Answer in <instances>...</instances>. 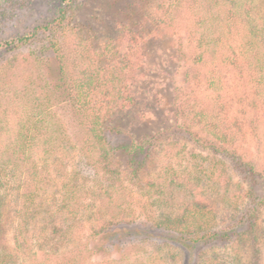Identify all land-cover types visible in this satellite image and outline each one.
Listing matches in <instances>:
<instances>
[{
  "label": "rangeland",
  "instance_id": "1",
  "mask_svg": "<svg viewBox=\"0 0 264 264\" xmlns=\"http://www.w3.org/2000/svg\"><path fill=\"white\" fill-rule=\"evenodd\" d=\"M63 1L28 0L0 24V264H200L206 257L242 264L247 253L253 262L255 243L264 264V210L248 214L254 198L264 197V70L241 57L236 66L224 60L246 51L251 29L264 52V0H69L67 19L57 24ZM125 25L138 33V45L126 38L129 60L116 75L137 101L109 121V141L91 137L94 151H83L86 129L53 105L46 133L32 128V146L24 148L28 117L38 109L33 97H43L55 64L41 62L40 50L56 44L70 66L79 60L78 43L98 47ZM36 29L33 41L6 50V41ZM218 129L238 131L234 147L224 140L236 158L220 155L223 163L212 157ZM132 144L144 152H127ZM204 189L215 203L223 196L218 219L235 228L231 238L192 256L162 230L148 239L122 232L176 219ZM103 227L104 238L97 234Z\"/></svg>",
  "mask_w": 264,
  "mask_h": 264
},
{
  "label": "trees",
  "instance_id": "2",
  "mask_svg": "<svg viewBox=\"0 0 264 264\" xmlns=\"http://www.w3.org/2000/svg\"><path fill=\"white\" fill-rule=\"evenodd\" d=\"M27 1L28 0H0V24L16 14L21 7L26 6ZM63 2L65 3V6H62L58 12V16L55 21L57 24H63L68 16V5L71 2H69V0H64ZM54 27V25L52 27L47 26L44 27V29L52 31ZM248 33V38L245 39L244 44L246 51L242 55L237 52L233 54L232 57L231 55H227L224 57V60L229 62L231 66H236L238 65V61L241 57L247 61V64L249 63V67L256 66L264 70V65L258 64L259 62L263 63L262 61L264 58V52L262 51V45L259 41L255 40V36L258 37L261 35L257 32L253 33V29H251V31ZM37 34L38 30L36 29L32 34L12 39V41H6L4 46L7 48L6 50H16L28 41H33ZM137 34L138 33L136 32L134 35L133 31L129 29V27L127 28L125 25L116 39H109L107 42L103 44L101 43V45L98 47L80 42L76 47V51L79 52V60L75 59L71 61L70 66L64 62V54L60 53V49H58L56 44L51 43L50 46L42 48L37 56L40 57L42 53H44L45 57L41 62L44 63L50 59H54L53 62H55V64L52 65L49 63V75L47 77L49 79L46 81L44 86L41 85V88L44 89L42 93L43 97H33V106L35 108L37 107L38 109H36L34 113L28 117V121L31 125L29 127H25L26 139L23 141L22 146L24 148H30L32 146L31 136L33 135V129L39 134L44 135L46 133L47 123L44 115L53 108V105L63 106V108L66 107L74 120H76L80 126L86 129L87 142H85L82 146L83 151L85 149L90 152L94 151V147L96 146V144H94L95 142L99 144H106L107 141H109L105 138L106 131H109V121H111L118 110L132 107L137 101L132 94H129L126 91V85H122V79L119 77V75H116L118 70L124 68V66H121L119 63L125 62L124 64L126 66V63L129 60V54L123 51V48L126 44V38L131 36V43L133 45L135 44L136 46L138 45V38L136 37ZM144 40L145 37L141 36V45L144 43ZM132 44L129 46L130 50H132V47H134ZM139 48L140 46H138V49ZM92 56H98V58L105 56L107 60L105 64L96 65V61L91 60ZM85 61H87V63H85ZM115 62H117L118 65ZM93 64L96 66L94 67ZM40 80H44L41 75ZM253 102H255L254 105L258 106L259 97H255ZM218 132L219 141L221 143L219 147L214 145L215 150L214 156H212L213 161L223 163V161L219 159L220 155L222 156L223 154L230 153L233 155L232 157L236 158L235 150L232 149L231 151H228V146L225 144L224 140L231 137L229 141L231 146L234 147L237 143L238 131L233 130L230 134L228 133V130L224 131L218 129ZM91 137L94 138V143L91 141ZM49 144L52 145L51 141H44L43 143V145ZM221 147L222 149H220ZM110 149L114 151L118 148H116V146H111ZM125 150L134 154V156L138 155L140 152H144V148L141 147V145L137 146L135 144L128 146L125 148ZM105 156L107 158L106 154ZM22 160L24 162L26 161V158L24 157ZM96 162L100 164L99 160ZM240 166L245 167L246 164L240 162ZM251 173H254L253 166L251 168ZM36 176L37 174H33L30 183L28 181V190L26 189L24 192V197L27 196L26 194H29L31 186H33V180H35ZM27 197H29V195ZM215 198V194L213 195L212 193H208L204 189L203 192L200 193L199 198L196 200H188L189 203L184 208V212L176 219L172 218V216H168L163 223H157L153 227H149L144 230H138V228H128L123 229L122 232L128 235L134 234L136 238L142 236L143 238L148 239L151 237V235L162 230V235L164 236L167 232L169 235L171 234L172 236L174 235L178 237L179 239L175 238V240H178L177 242H179L181 247H187L190 254L193 256L197 247L205 248L206 246L217 242L220 237L221 239H226L231 238V236L235 234V228L231 225L227 227L226 230L225 228H222L223 223L219 221L218 217L220 214L219 205L223 204L224 200L223 196H221L222 200L218 203H215ZM232 203L233 205L231 208L234 210L238 207L236 197L235 201L233 199ZM252 204L253 205L248 214L251 215V217L255 213L261 214L262 210H264V197L261 199L254 198ZM107 232L108 227H103L97 232V234L104 238L106 237ZM243 233L246 234L247 232ZM254 246L255 247H253L252 251L253 262L248 259L249 253H247L244 255V257H241V259L246 258V261H244L242 264H260L259 256L261 253H259L260 250L257 249L259 247L256 245V243ZM207 260L209 262L208 257L203 259L200 264H208ZM209 264L218 263L217 261L215 262L212 260V262Z\"/></svg>",
  "mask_w": 264,
  "mask_h": 264
}]
</instances>
